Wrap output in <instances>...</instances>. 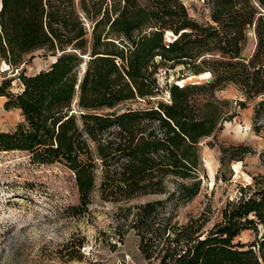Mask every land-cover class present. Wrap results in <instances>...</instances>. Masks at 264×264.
Segmentation results:
<instances>
[{"label":"trees","instance_id":"trees-1","mask_svg":"<svg viewBox=\"0 0 264 264\" xmlns=\"http://www.w3.org/2000/svg\"><path fill=\"white\" fill-rule=\"evenodd\" d=\"M203 1L209 16L200 22L183 0H0V59L17 69L36 51L55 58L32 75L21 69L16 93L14 79L0 82L5 108L22 117L13 131H0V152L68 170L79 212L96 188L112 203L163 196L120 207L116 217L131 219L146 261L264 264V176L256 190L241 188L208 230L202 217L175 218L200 190L199 143L231 121L230 102L215 92L231 85L246 101L263 98L255 119L264 109V0ZM180 66L191 75L161 87L158 71ZM246 230L258 239L235 242Z\"/></svg>","mask_w":264,"mask_h":264},{"label":"rangeland","instance_id":"rangeland-1","mask_svg":"<svg viewBox=\"0 0 264 264\" xmlns=\"http://www.w3.org/2000/svg\"><path fill=\"white\" fill-rule=\"evenodd\" d=\"M183 2L192 18L200 22L208 19L209 7L203 0ZM251 49L249 44L245 54ZM25 59L29 63L17 69L0 59V82L14 79L11 82L13 93L20 89L15 77L21 69L32 75L54 62V57H45L42 51ZM179 69L182 67L168 70V74L160 69L157 74L160 86L164 88L190 74H182ZM194 81L196 79L186 84ZM199 82L202 84L205 80ZM202 96L208 97L207 94ZM215 98L230 102L231 121L220 124L221 129L214 138L199 143L200 190L190 202L180 203L175 215L180 224L202 217L206 220L204 231L221 221L224 206L240 196L241 188L251 186L250 191L256 190V180L264 176V109L255 119V109L263 98L246 101L231 85L216 91ZM160 99L167 97L163 94ZM5 101L0 97V131L11 132L22 117L19 110L6 109ZM236 101H243L244 107L236 105ZM237 146L247 147L249 152L240 156L228 149ZM223 148L228 149L224 155ZM230 155L242 160L228 161ZM222 156H225L223 162ZM236 161L240 164L232 165ZM174 187L175 184H168L169 191ZM162 197L141 196L127 204L104 202L96 188L87 211L79 212L74 210L79 206V199L74 177L68 170L59 164L33 163L23 152H0V264H156L146 261L141 254L139 238L130 229L131 219L125 222L116 217L120 207ZM258 237L253 230H246L235 242L250 244Z\"/></svg>","mask_w":264,"mask_h":264},{"label":"water","instance_id":"water-1","mask_svg":"<svg viewBox=\"0 0 264 264\" xmlns=\"http://www.w3.org/2000/svg\"><path fill=\"white\" fill-rule=\"evenodd\" d=\"M54 60H55V58H54ZM53 62V61H52ZM208 81H210V79H208Z\"/></svg>","mask_w":264,"mask_h":264}]
</instances>
